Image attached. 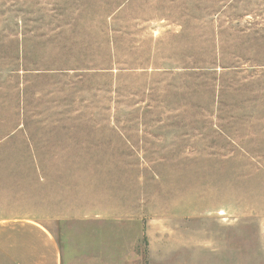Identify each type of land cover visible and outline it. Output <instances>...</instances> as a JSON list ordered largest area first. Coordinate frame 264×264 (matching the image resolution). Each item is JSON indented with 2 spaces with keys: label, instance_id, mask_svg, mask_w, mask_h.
<instances>
[{
  "label": "rangeland",
  "instance_id": "374dc122",
  "mask_svg": "<svg viewBox=\"0 0 264 264\" xmlns=\"http://www.w3.org/2000/svg\"><path fill=\"white\" fill-rule=\"evenodd\" d=\"M0 191L138 264H264V0H0Z\"/></svg>",
  "mask_w": 264,
  "mask_h": 264
},
{
  "label": "crops",
  "instance_id": "0c3cea01",
  "mask_svg": "<svg viewBox=\"0 0 264 264\" xmlns=\"http://www.w3.org/2000/svg\"><path fill=\"white\" fill-rule=\"evenodd\" d=\"M34 189L57 188L35 186ZM1 194L4 192L0 191ZM39 196L41 194L34 195ZM46 207L50 208L43 205L41 209ZM8 209L0 205V211L3 210L0 214V264H138V251L122 249L120 245L114 244L116 240L111 236L93 237L99 242L96 247L83 245L84 241L78 244L66 233L58 239L48 225L53 218H46L44 213L26 214ZM64 218L59 220L64 221ZM106 242L111 244L106 245Z\"/></svg>",
  "mask_w": 264,
  "mask_h": 264
}]
</instances>
